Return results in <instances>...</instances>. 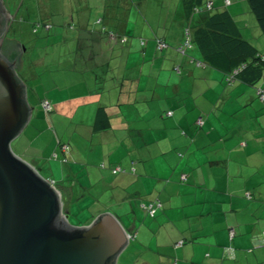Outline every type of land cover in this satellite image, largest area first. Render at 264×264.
Wrapping results in <instances>:
<instances>
[{
  "label": "crops",
  "instance_id": "crops-1",
  "mask_svg": "<svg viewBox=\"0 0 264 264\" xmlns=\"http://www.w3.org/2000/svg\"><path fill=\"white\" fill-rule=\"evenodd\" d=\"M212 1L213 11L227 9L242 37L256 52L264 53V32L247 0ZM37 12L40 21L50 23L43 29L50 35H12L20 43L23 64L16 72L26 86L31 109L27 126L12 142L14 152L58 184L61 194L63 190L71 199L86 195L82 199L87 200L89 193L82 184L76 188L73 182L68 188L54 176L58 164L50 156L56 144L44 147L38 139L46 130L42 98L49 100L56 119H62L67 99L86 104L90 100L91 117L86 128V123L76 124L72 136L78 142L76 150L71 148V157L84 155L80 144L95 132L104 141V135H109L103 169L91 165L89 174L102 182L104 197L116 195L124 222L139 211L146 215L141 227L136 220L129 221L127 231L136 242L132 247L129 241L126 248L131 247L128 257L135 253L136 262L127 258L124 264H264V256L254 253L264 248V101L255 94V87L264 86V81L248 69L226 84L224 71L238 59L220 51L210 56L212 64H199L209 60L195 46L187 48L186 55L176 50L184 26L193 32L206 20L207 11L194 12L186 0H53L51 4L45 0ZM147 14L155 23L148 24ZM102 26L117 35L101 32ZM123 36L126 41L120 40ZM157 37L168 43L161 51L155 49ZM36 68L41 70L33 77ZM59 70L69 73L67 99L60 77H53L60 75ZM38 87L45 92L36 97ZM167 110L172 114L167 115ZM71 113L80 120L84 117L78 106ZM200 117L203 123L198 127L195 122ZM59 151L66 153L60 147ZM93 156L87 153L86 162L98 163ZM114 165L135 169L112 174L109 167ZM154 199L161 206L150 216L139 204ZM140 238L143 245L137 242ZM148 248L156 249L157 262L144 256L142 250ZM228 248L231 255L226 253Z\"/></svg>",
  "mask_w": 264,
  "mask_h": 264
},
{
  "label": "water",
  "instance_id": "water-1",
  "mask_svg": "<svg viewBox=\"0 0 264 264\" xmlns=\"http://www.w3.org/2000/svg\"><path fill=\"white\" fill-rule=\"evenodd\" d=\"M3 25L0 17V34ZM12 38L18 51L9 60L0 54V264H116L131 239L119 219L103 211L70 224L59 186L11 147L31 114L16 72L22 51Z\"/></svg>",
  "mask_w": 264,
  "mask_h": 264
},
{
  "label": "rangeland",
  "instance_id": "rangeland-1",
  "mask_svg": "<svg viewBox=\"0 0 264 264\" xmlns=\"http://www.w3.org/2000/svg\"><path fill=\"white\" fill-rule=\"evenodd\" d=\"M43 0H17L16 2V6L18 5V7L21 5L20 9H18L17 14L15 15V18L13 20V22L10 24V31L9 33L13 34V35H50V34H44L43 33V29L39 28V26L37 27V31L33 32L32 29L33 27H36V22H40V20L38 19V5L41 7V5L44 6L45 0L42 2ZM53 0H48V3L51 4ZM65 1H69V0H65ZM42 2V3H41ZM14 10V9H13ZM27 10V11H26ZM10 12H13L11 10V8L9 9ZM30 11V12H28ZM30 16V19L28 18V15ZM21 18L24 19L23 21H21ZM146 19L148 21V24H153L155 23V19L152 20V18L147 14L146 15ZM42 20H46V19H42ZM21 21V22H20ZM50 22H52L51 24L54 25V21L50 20ZM57 28L56 25H54V29ZM64 29V31H68V33L71 31L69 28H62ZM155 30H157L156 28H154ZM158 32L161 33L162 29L161 27L158 29ZM183 34V33H182ZM68 35V34H67ZM193 45H191L190 47H192ZM47 69L46 74H49L48 71L51 70V68ZM39 68L33 69V71H31V76L33 77H37V74L39 73ZM60 71V75L59 76H54V78L56 77H60V84L63 85V87H61L62 92L64 91V98L67 99L70 93V89L69 87H67V74L69 76V73H62L61 70ZM45 74V75H46ZM55 74V72H54ZM64 78V79H61ZM36 81V80H35ZM46 81L49 83L48 79L46 78ZM34 81L31 80L29 83H33ZM37 82V81H36ZM52 82H53V78H52ZM37 84V83H36ZM56 84V83H54ZM45 88V87H44ZM44 89L43 88H36V90L34 91V94L37 96H41L42 94H44ZM44 99V98H42ZM41 99V100H42ZM41 100H40V107H41ZM68 100V103H66L63 107V117H61L62 119H60L59 117H57L56 119V112L55 109L52 106V110L47 114L41 107V110L45 113V123H46V130H44L43 132H41V137L38 139L39 141H42V145L45 147L47 144V147H50L51 144H56V150L59 152V156L57 154V158L53 157V153L51 154V160L58 164V166L54 169V176H56L57 178H62L61 179V183L64 185H67L68 188H72L73 186V182H76V188L79 187V184L83 185V189L86 191V193H89V197L87 200L82 199L84 196L86 195H78L75 194L73 196V199L69 198L70 201V207L72 208V211L69 214L68 217V221L70 224L73 225H80V224H76V218L74 216L73 213V209L77 208L78 209V217L81 219L87 220L89 219V216L91 217L94 213L96 214H100L101 213V209L103 210V208H108L110 209L112 212H115L116 216H118L121 224L125 223L124 226L127 227L129 226V221L132 223L134 220H136L137 225L139 224L140 226V222L143 221L145 219V214L141 213L140 211L138 212L137 216L133 217H129V221L124 222V215L121 213H119V209L117 207L118 204L117 200H116V195H111L108 193L107 195L110 196V198H106L103 195H105V190L103 189V184L101 181H95L93 179L94 174L91 173L89 174L90 169L93 167L91 165H97L98 167H100L98 164L99 163H103V161H105L104 159V153L106 152V149L104 148L105 146V142L106 139H110L109 135L105 136V141L103 140V135L99 134L98 132H95V134L89 138L87 141H82V137H80L81 142V147L84 150V155H79L77 153L76 157H71V148L73 147L76 150V144L78 142V137L75 138V136L73 137L72 135H74V132H76L75 130H77V123H86L84 126L86 128L87 122L89 120V118L91 117V112L88 111V106H91L93 104L92 101L88 100L87 104L82 102L83 100L79 101L78 103H72L69 102L70 100ZM73 104V105H72ZM74 104H76V106H74ZM79 107V109L83 112V119H78L77 118V113H71V110H73V108ZM38 107L35 106V110ZM28 124V123H27ZM26 124V126H27ZM81 131L83 132L84 127H80ZM29 131L30 133V128H27L26 133ZM35 133V130H34ZM63 135V136H62ZM15 140V139H14ZM13 140V141H14ZM60 140V141H65L67 144V148H66V154L65 157L60 153L59 151V143L57 144L56 141ZM12 141V142H13ZM76 141V142H75ZM11 142V147L13 149V151L15 150V146L14 143ZM51 143V144H50ZM62 149V148H61ZM87 149V151H86ZM55 150V151H56ZM82 150V151H83ZM54 151V153H55ZM91 153L94 154L93 158H95L96 160H98V163H93V162H86V154L87 153ZM62 159H65L63 162L61 161ZM103 169V167H100ZM42 173H44V169H42ZM74 177V179L72 178ZM109 179H111L112 177H108ZM51 181V180H50ZM54 183V181L52 182ZM63 192V190H62ZM65 194H62V207H63V202H64V196ZM106 195V196H107ZM81 208V209H80ZM107 210V209H104ZM103 212V211H102ZM66 213V208L63 207L62 209V216ZM88 217V218H87ZM149 219V218H148ZM150 221V219L148 220ZM141 227V226H140ZM132 240V247L134 246L133 243L136 242V238H132L130 239V242ZM141 238L139 240H137V242L139 243V245H143V242L140 241ZM131 245V244H130ZM153 246H155V244H152ZM159 248L162 249V246H159ZM129 249H131V247L128 246V248H126L125 250H123L116 261V264H124V259L129 258V262L130 263H134L136 262V258H135V253L134 256H130L128 257L130 254ZM159 250L160 252H162V250ZM253 250H255V248L253 247ZM156 249H144L142 250L143 254L145 257H151L150 260L154 262H157V254L155 253ZM260 253L261 255L264 256V248L263 249H256L254 251V253ZM138 255V252H137ZM134 258V259H133ZM155 259V261H154ZM128 260V259H127ZM155 264V263H154Z\"/></svg>",
  "mask_w": 264,
  "mask_h": 264
},
{
  "label": "trees",
  "instance_id": "trees-1",
  "mask_svg": "<svg viewBox=\"0 0 264 264\" xmlns=\"http://www.w3.org/2000/svg\"><path fill=\"white\" fill-rule=\"evenodd\" d=\"M209 1L211 2V5H210V7L207 8L206 4ZM224 1H225V3L230 2V0H224ZM186 2L188 3V5L190 4V8H192L194 12L198 11V10L199 11H201V10L207 11L206 12L207 18L202 23V25H198L194 29L193 32H191L189 30L188 26H184L183 41H184V30L187 29L189 36H190L189 47L191 45L195 46L198 50L201 51V54L204 57L205 56L208 57V60H209V58H211L210 56L212 54L220 53V51L225 56H227L228 58L238 59L239 61L237 64L232 66L229 70L224 71V82L226 84L232 83L236 78H238V76H242L243 73H245L248 69L257 71L258 72L257 75L261 76V78L264 81V71L262 72V70L259 66L261 63H264V53L256 52V50L251 45V43L247 39L242 37L241 32L237 28L235 20L232 17V15L229 13V11L227 9H223L220 11H213V1L212 0H206V1H203V0H186ZM247 3H248V7H249L250 11L254 15V18H255L257 25L264 32V0H247ZM201 4H202V6H201ZM38 26H39V28H42V29H48V28H50L51 25H50V23H47L45 21L37 22L36 27H33V32L37 31ZM102 31H104L107 34H110L112 36L117 35L114 31H111V32L108 31L105 28V26L101 27V32ZM120 40L126 41V37L125 36H123L122 38L120 37ZM155 40H156L155 41L156 42L155 43V49L158 51H161L162 49H164L165 47L168 46V43L162 38L157 37ZM183 41L179 46L176 47V50L179 53H181L182 55H186V49L189 47H186L184 52H181L179 50V47L183 45ZM140 43L144 44L145 40H141ZM160 43L163 44L162 47H159ZM197 62L199 64H204V63H207L208 65L212 64L210 62V60L209 61H197ZM176 70L178 73L180 72L179 67H177ZM234 70H237V72L233 73ZM258 90H261V92L259 93ZM255 94H256V97L258 98V100L264 101V98H261L262 94H264V86L261 85V86L255 87ZM168 111H171V110H167L166 114ZM98 113L99 114L103 113L102 107L98 108ZM171 114H172V111H171ZM198 119L202 120L201 117ZM198 119H196L195 123L198 127H200V126H202V124L198 123ZM63 145H66V144L60 143L59 147L62 148ZM53 154H54V152H53ZM65 154L63 155L64 157H65ZM54 158H57V157H54ZM64 160L65 159H62L61 161L63 162ZM101 164H103V166H101V165H99V166L104 167V163H101ZM114 166H116V165H114ZM131 166L135 169V167L133 165H131ZM112 167L113 166L109 167L110 172H111ZM130 167L125 168V169L128 171L130 169ZM112 174H117V173H112ZM247 196L249 197L250 193H247ZM155 200L156 199L148 201V202H142V203H149V202H152ZM140 204H139V206H140ZM160 206H161V201H160ZM158 208H157V210H158ZM143 210L146 212L145 209H143ZM71 211H72V208L70 207L69 213ZM73 213H74V216L77 220L76 224L89 223L97 215L96 213H94L91 217L89 216V219L85 220V218L81 219L78 217V215H77L78 209L77 208L73 209ZM148 215H150V214H148ZM150 216H153V215H150ZM180 241H182V240H180Z\"/></svg>",
  "mask_w": 264,
  "mask_h": 264
},
{
  "label": "flooded vegetation",
  "instance_id": "flooded-vegetation-1",
  "mask_svg": "<svg viewBox=\"0 0 264 264\" xmlns=\"http://www.w3.org/2000/svg\"><path fill=\"white\" fill-rule=\"evenodd\" d=\"M14 2H17V0H0V17L2 18V21L4 23L2 32L0 34L1 35L0 36V54H2L7 59L9 58L10 55H14L15 52L18 51V46H19L16 43V41L13 40L12 38L13 34L9 33L10 24L13 22L15 18V11L18 10L19 8L18 5L17 6L15 5L16 9L13 12L9 11V9L12 7ZM55 185L58 186V184H55ZM63 197H64L63 207L66 208V212L68 213L70 210L71 204H70L68 195L65 194Z\"/></svg>",
  "mask_w": 264,
  "mask_h": 264
},
{
  "label": "built area",
  "instance_id": "built-area-1",
  "mask_svg": "<svg viewBox=\"0 0 264 264\" xmlns=\"http://www.w3.org/2000/svg\"><path fill=\"white\" fill-rule=\"evenodd\" d=\"M210 5H211V2L209 1V2H207L206 7L208 8V7H210ZM196 10H197V9H196ZM189 41H190V36H189L188 30L185 29V30H184V41H183V45L179 47V50H180L181 52H184L185 48H186V47H189ZM162 46H163V44L160 43V44H159V47H162ZM236 72H237V70H234L233 73H236ZM231 77H232V76H231ZM258 92L260 93L261 90H258ZM261 98H264V94H262ZM41 107H42V109H43L46 113L49 112L50 110H52V106H51L49 100L46 99V98H44V99L41 100ZM167 114L170 115V114H171V111H168ZM202 122H203V121H202L201 119H198V123L202 124ZM66 148H67V145H63V146H62V149H66ZM53 156H54V157H57V154L54 153ZM101 166H103V164H101ZM129 170H130V171H133L134 168L131 166ZM126 171H127V170H126L125 168H123L122 166H120V165H116V166H113V167L111 168V172H112V173H124V172H126ZM51 182H53V181H51ZM140 206H141L143 209H145L146 212H147L148 214H150V215H154V213L156 212L157 208L160 206V201H159L158 199H156L155 201H152V202H149V203H141ZM232 235H233V231H230V236H232ZM134 236H135V235H134L133 233H132V234L129 233V237H130L131 239H132ZM263 237H264V236H263ZM181 242H182V241H179V243H181ZM229 249H230V250H229ZM231 252H232V249H231V248H228V250L226 251V253H227L228 255H231Z\"/></svg>",
  "mask_w": 264,
  "mask_h": 264
},
{
  "label": "clouds",
  "instance_id": "clouds-1",
  "mask_svg": "<svg viewBox=\"0 0 264 264\" xmlns=\"http://www.w3.org/2000/svg\"><path fill=\"white\" fill-rule=\"evenodd\" d=\"M54 184V183H53Z\"/></svg>",
  "mask_w": 264,
  "mask_h": 264
}]
</instances>
